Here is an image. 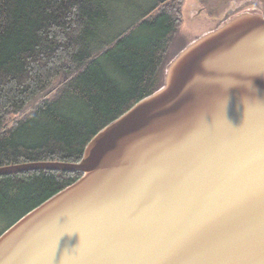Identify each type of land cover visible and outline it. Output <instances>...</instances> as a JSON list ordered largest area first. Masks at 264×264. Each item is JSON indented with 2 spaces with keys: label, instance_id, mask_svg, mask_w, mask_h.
Listing matches in <instances>:
<instances>
[{
  "label": "water",
  "instance_id": "95a60500",
  "mask_svg": "<svg viewBox=\"0 0 264 264\" xmlns=\"http://www.w3.org/2000/svg\"><path fill=\"white\" fill-rule=\"evenodd\" d=\"M253 1L181 49L164 84L78 161L0 166L81 173L0 234V264H264V0Z\"/></svg>",
  "mask_w": 264,
  "mask_h": 264
},
{
  "label": "trees",
  "instance_id": "16d2710c",
  "mask_svg": "<svg viewBox=\"0 0 264 264\" xmlns=\"http://www.w3.org/2000/svg\"><path fill=\"white\" fill-rule=\"evenodd\" d=\"M122 1L0 0V166L76 162L100 129L164 84L167 65L189 43L169 54L185 0H152L117 26ZM80 176L1 175L0 234Z\"/></svg>",
  "mask_w": 264,
  "mask_h": 264
},
{
  "label": "rangeland",
  "instance_id": "374dc122",
  "mask_svg": "<svg viewBox=\"0 0 264 264\" xmlns=\"http://www.w3.org/2000/svg\"><path fill=\"white\" fill-rule=\"evenodd\" d=\"M151 1L152 0L122 1V3L118 6V11L122 13L123 18L117 26L124 25L139 11V9L141 10L146 8ZM246 1L247 0H232L223 11H213L212 9H215L216 7L211 6L208 0H185L182 8L183 23L178 31V34L172 41L169 54L175 52L179 47H181L180 45L191 42L203 33L213 29L214 26L218 24L220 25L224 20H226L224 18L230 11H232V8L244 4ZM250 6L246 5L241 10L250 8ZM3 225L4 221H0V228H2Z\"/></svg>",
  "mask_w": 264,
  "mask_h": 264
},
{
  "label": "flooded vegetation",
  "instance_id": "af4514ba",
  "mask_svg": "<svg viewBox=\"0 0 264 264\" xmlns=\"http://www.w3.org/2000/svg\"><path fill=\"white\" fill-rule=\"evenodd\" d=\"M208 2H210V5L213 6V7H216L217 4L219 3L218 0H208ZM250 8L260 9V5L257 3V4H254V5H251ZM212 10L213 11H223L224 9H220V8L216 7L215 9H212Z\"/></svg>",
  "mask_w": 264,
  "mask_h": 264
}]
</instances>
